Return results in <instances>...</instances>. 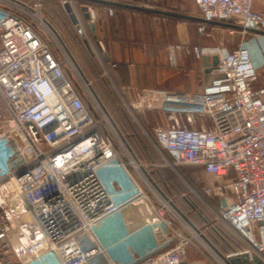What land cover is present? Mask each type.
<instances>
[{
  "label": "built area",
  "instance_id": "built-area-1",
  "mask_svg": "<svg viewBox=\"0 0 264 264\" xmlns=\"http://www.w3.org/2000/svg\"><path fill=\"white\" fill-rule=\"evenodd\" d=\"M67 1L82 19L76 1ZM192 1L207 21L233 19L244 34L251 24L264 31V12L253 9L254 0ZM184 51L218 57L216 77L200 92L124 87L118 93L132 114L163 112L166 123L147 137L171 155L168 166L200 168L212 179L201 193L191 188L216 220L195 225L198 231L177 210L176 198L154 185L150 166L137 162L55 31L34 8L0 0V264H24V256L46 248L62 264H229L245 254L251 264H258L255 257L264 264V88L254 87L253 42ZM105 171L116 178L109 182ZM12 203L22 209L18 232ZM124 212L134 217L97 236L94 248H81V235ZM219 223L239 245L224 255L209 238ZM121 236L132 242L125 260L116 255Z\"/></svg>",
  "mask_w": 264,
  "mask_h": 264
},
{
  "label": "crops",
  "instance_id": "crops-1",
  "mask_svg": "<svg viewBox=\"0 0 264 264\" xmlns=\"http://www.w3.org/2000/svg\"><path fill=\"white\" fill-rule=\"evenodd\" d=\"M165 1L145 2L152 4ZM92 8L96 33L109 58L107 66L114 85L119 88L159 89L184 94L200 92L205 86L207 74L203 58L196 59L184 51L186 47L198 45L199 31L195 22L117 7H111L114 9V15L111 16L109 6L93 5ZM253 9L264 12V0H254ZM183 12L181 14L192 16L191 8ZM171 51H175L174 57H171ZM111 64L117 67L113 68ZM255 64L257 66V62ZM128 195L131 196L130 193ZM128 214L134 217L132 212ZM122 224L119 222V227ZM144 241L138 239V247H142ZM118 243L119 259L125 260L132 242L129 236H121ZM91 248L93 246L89 244L87 251Z\"/></svg>",
  "mask_w": 264,
  "mask_h": 264
},
{
  "label": "rangeland",
  "instance_id": "rangeland-1",
  "mask_svg": "<svg viewBox=\"0 0 264 264\" xmlns=\"http://www.w3.org/2000/svg\"><path fill=\"white\" fill-rule=\"evenodd\" d=\"M145 1H149V0H141V1L131 0L130 3H125V2H120V3L137 5V6L153 7V8H157L160 10L166 9L165 11H170V12H175V13H180V14L185 13L183 11H187L188 8H191L192 16L200 17L198 9L196 8L192 0H166L165 2H157V3L152 2V4H149V2H145ZM63 2L66 3L68 1L67 0H26L24 4L34 8L39 14V17L45 23L49 24L54 29L55 33L61 38L63 43L66 45V47L72 54L73 58L77 60V63L81 67V70L85 72V75L87 77L93 80V81L91 80L92 84L94 85L95 83V87H97V84H98V90H100L103 93V98L105 102L108 105H110V103H112L113 101L114 103H117L119 107H122V108L124 107L125 112H126V117H127L126 120L130 122L129 124L132 123L138 126L139 130H141L142 133L144 134L143 136H145L146 140L149 142V138L147 137L145 132H143L144 130L142 129H145L147 133L151 135L153 138L154 137L153 129L157 127L158 125H164V123H166L164 116H163L164 115L163 112L158 111V108L152 109V110H145V111H142L141 113L133 112V114L130 111H128L122 98L120 97V94L118 93L119 87H117L116 84L114 85L111 81L112 73H109V70L106 71L105 67L102 65V61H103L105 66H107V63L104 60L105 48H104L103 42L99 40L97 33H95L96 38H94V35L91 34L90 30L88 29L87 22H85V25H84L85 27L83 26L85 29V35H86L85 38H82L76 32L70 31L67 28L66 17L63 14V11H65ZM76 5L80 6L81 4L76 1ZM169 20H173V19H169ZM91 21H93L92 18H91ZM194 24L196 28L198 29L199 27L198 23H194ZM204 26H205V32L204 33L199 32L198 45H201V46L221 45V46H224L232 50L245 41L253 42L252 53L254 56V61L257 62V66L259 64V67L257 69V80L254 84V87L264 88V37L256 36L250 33L244 34L240 31L231 30V29L228 30L225 28L223 29L222 27H217V26H211V25H204ZM90 53L93 56V58L96 59L97 64L99 63L101 68L95 67V65L92 64L93 58L90 56ZM101 74H102L101 78L104 77L103 80H106L108 82L109 84L108 86L104 82L101 83L100 81L95 80L97 78V75L100 76ZM138 123L142 125V128L141 126H139ZM151 145L153 146L152 143ZM158 153L160 154L159 157H161L162 162L160 163L157 162V163L148 164V165L154 168L156 167L168 168V171H169L168 176L170 179L169 181L171 182L170 189L172 192L169 193V195L167 196L168 197L173 196L176 198V200L181 198L182 195H186V194L191 197H194L192 194V190L190 188L191 185L187 182V180L186 182L188 184L179 177V175L175 172V169L171 165L168 166V162L165 159V154L160 153L159 151ZM168 160L171 161L170 158H168ZM176 169L179 172V169L178 168ZM191 173L193 174L192 176L194 177L195 181L198 182L197 184L200 185L201 188L205 186V183H210L212 180L211 178H208L207 176H204L203 174L195 173V171ZM172 176H175V178L177 176V178L173 179ZM195 200L198 203H200L201 207H203L202 209L205 215H207L209 219L212 220L213 223L211 225H213L216 221L214 216H212L210 212L208 211V209L205 208L204 203L201 200L197 198ZM189 212L190 211L187 210L186 214H188ZM205 226H208V225H205ZM217 227H219L222 231L227 232V234H229L233 239H235V241L237 240L235 235L231 231H229L225 227L224 224L219 223L217 224Z\"/></svg>",
  "mask_w": 264,
  "mask_h": 264
},
{
  "label": "trees",
  "instance_id": "trees-1",
  "mask_svg": "<svg viewBox=\"0 0 264 264\" xmlns=\"http://www.w3.org/2000/svg\"><path fill=\"white\" fill-rule=\"evenodd\" d=\"M19 1L22 3L26 2V0H19ZM77 2H79L81 5L87 4V5L93 6L89 3H85L82 1H77ZM63 14L66 17L67 28L70 31L76 32L78 34L75 26L73 25L68 15L65 13V11H63ZM90 56L93 58L91 53H90ZM95 62H96V59L93 58L92 64H94L95 67L101 68L99 63L97 64L96 62L95 64ZM82 72L85 75V72L83 70ZM101 76L102 74L100 76L97 75V78L95 80L100 81L101 83L104 82L108 86L109 85L108 82L106 80H103L104 77L101 78ZM85 77L87 78L88 81L92 80L86 75ZM92 88H93V92L95 93L97 99L102 104L104 109L107 111L111 120L118 128L119 132L125 139L127 145L130 147L135 159L142 164H154L157 162L159 163L162 162L161 157H159L160 154L158 153L156 148H154L151 145L150 141L148 142L146 140L145 136H143L144 134L142 133L141 130H139L138 126L132 123L129 124L130 122L126 120L127 117H126L125 108L119 107L118 104L114 103L113 101L112 103H110V105H108L103 98V93L100 90H98V84H97V87H95V83H94ZM163 153L165 154L167 158L172 159L171 155L167 151H164ZM178 169H179V173L181 174V176L185 180H187V182L191 185V187L194 188L199 193H201V187L200 185L197 184L198 182L195 181L194 177L192 176L193 174L191 173L195 171V173L201 174V169L192 168V167H184V166L178 167ZM147 170L149 172V176L151 177V180L153 181L154 185L158 189H160L164 194L169 195V193H171L172 191L170 189L171 182L169 181L170 179L168 176L169 174L168 168L149 167L147 168ZM172 178L176 179L177 176L176 178L175 176H172ZM195 199H196L195 197H191L187 194L182 195L181 198L176 200L175 205L185 215L189 216L187 217L189 218L190 221L193 222L194 225L198 227H203L205 225H211L213 223L212 220L209 219L207 215H205L202 209L203 207H201L200 203H198ZM206 200L208 201V199ZM187 210L190 211L188 214H186ZM209 236H210L209 238L213 246L222 255L231 252L237 246H239L237 242L235 241V239H233L229 234H227V232L222 231L219 227L217 228V231L210 232Z\"/></svg>",
  "mask_w": 264,
  "mask_h": 264
},
{
  "label": "water",
  "instance_id": "water-1",
  "mask_svg": "<svg viewBox=\"0 0 264 264\" xmlns=\"http://www.w3.org/2000/svg\"><path fill=\"white\" fill-rule=\"evenodd\" d=\"M74 1H82V2H85V3H89L91 5H104V6H109V7H117V8H122V9H129V10L139 11V12H143V13H149V14L161 15V16H165V17L176 18V19H180V20H183V21H191V22H195V23L203 24V25L217 26V27L227 28V29L236 30V31H240V32L241 31H244V28L242 26H239L237 24H234L233 19H229L227 21L222 20V21H219V22H216V21H207V20H205V19H203L201 17H193V16H189V15H185V14H179V13H175V12L160 10V9L153 8V7L137 6V5L125 4V3L115 2V1H111V0H74ZM89 9H90V5H87V4L86 5H80L79 6V10H80V12L82 14V19H80L76 15V13L74 11V8H73V6H72V4L70 2H66L64 4V10H65L66 14L70 18V20L73 23V25L75 26L78 34L82 38H85L86 37V35H85V29H84L85 22H87V26H88V28L90 30V33L94 35V38H96V35H95V33H96L95 23L93 21H91V14H90V10ZM247 31L250 34H253V35H256V36H263L264 37V31L258 30L252 24L247 29ZM58 38L60 39V41L62 42V44L66 48L68 54L72 58L73 62L75 63V65L79 69V71L82 74V76L87 80V78L83 74L81 68L79 67L77 61L73 58L72 54L70 53V51L68 50V48L66 47V45L63 43V41L61 40V38L59 36H58ZM104 60H105L106 63L109 62V58L107 57L106 54H104ZM202 60H203L204 66L206 67V72L205 73L207 74V78H206V84H205V86H207V85L210 84V81L213 78L216 77V76L213 77L211 75V72H212V69L214 67H216L217 64H218V57L217 56H213V57H203ZM138 124L142 128V125L140 123H138ZM114 126L116 127L115 124H114ZM116 129L119 132V130H118L117 127H116ZM142 130H144L143 132H145V134L147 136L149 135L145 129H142ZM119 134L121 135L120 132H119ZM149 138H150V136H149ZM165 159H166L167 162L170 163V161L168 160V158L166 156H165ZM174 169H175V172L179 175V177L183 181L186 182V180L181 176V174L178 172V170L176 168H174ZM190 188H192V187H190ZM177 210H179V209L177 208ZM179 212L183 215V217L187 221L190 222V224L194 227L195 230H197V231L199 230L195 225H193V223L189 220V218L182 211L179 210ZM254 262L255 263H258V264H262L257 257L254 258ZM228 263L229 264H251L249 262V258H248V255L247 254L243 255L242 258H231L228 261Z\"/></svg>",
  "mask_w": 264,
  "mask_h": 264
},
{
  "label": "bare ground",
  "instance_id": "bare-ground-1",
  "mask_svg": "<svg viewBox=\"0 0 264 264\" xmlns=\"http://www.w3.org/2000/svg\"><path fill=\"white\" fill-rule=\"evenodd\" d=\"M105 174L109 182L111 179L116 178V174L111 171H105ZM124 176L126 175L124 174ZM10 209L12 214L13 230L15 232H18L20 229V224L23 221L21 214L22 209L17 203H12L10 205ZM130 218L132 217L128 214V212H124L120 216L116 215L114 218H111L110 220L104 222L99 227H97L94 234L89 235L88 233H84L83 235H81L78 239V244L85 252H87V248L89 247V244H91L93 248L97 246L96 243L97 236H104L112 233L114 230L119 228V222H123L124 224L128 222ZM23 251H25V255L28 253L26 252V249H24ZM116 255L119 258L120 255L118 253H116ZM23 263L24 264H62L60 258L53 251L51 250L48 251L47 248L43 249L37 256H35V258H32L29 255L24 256Z\"/></svg>",
  "mask_w": 264,
  "mask_h": 264
}]
</instances>
